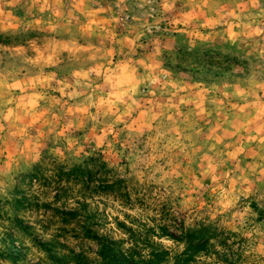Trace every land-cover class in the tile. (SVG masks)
Wrapping results in <instances>:
<instances>
[{
    "label": "rangeland",
    "instance_id": "1",
    "mask_svg": "<svg viewBox=\"0 0 264 264\" xmlns=\"http://www.w3.org/2000/svg\"><path fill=\"white\" fill-rule=\"evenodd\" d=\"M0 264H264V0H0Z\"/></svg>",
    "mask_w": 264,
    "mask_h": 264
},
{
    "label": "trees",
    "instance_id": "2",
    "mask_svg": "<svg viewBox=\"0 0 264 264\" xmlns=\"http://www.w3.org/2000/svg\"><path fill=\"white\" fill-rule=\"evenodd\" d=\"M98 241H99V244H101V245H105V247L106 246H108V239H106V238H102V237H100V236H96L95 237ZM110 244V243H109ZM192 244V241H190V243L188 244V246L189 245H191ZM106 252H111V249L109 248V247H107V249H106ZM107 256V255H106ZM109 256V255H108ZM109 259H112V255H110L109 256ZM113 260V259H112ZM111 261V260H110Z\"/></svg>",
    "mask_w": 264,
    "mask_h": 264
}]
</instances>
